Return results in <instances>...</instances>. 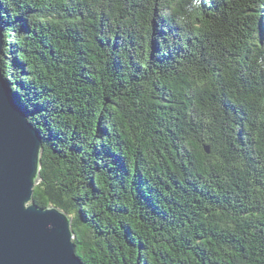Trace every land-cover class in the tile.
<instances>
[{
  "label": "trees",
  "instance_id": "1",
  "mask_svg": "<svg viewBox=\"0 0 264 264\" xmlns=\"http://www.w3.org/2000/svg\"><path fill=\"white\" fill-rule=\"evenodd\" d=\"M0 28L83 262L264 264V0H0Z\"/></svg>",
  "mask_w": 264,
  "mask_h": 264
},
{
  "label": "water",
  "instance_id": "2",
  "mask_svg": "<svg viewBox=\"0 0 264 264\" xmlns=\"http://www.w3.org/2000/svg\"><path fill=\"white\" fill-rule=\"evenodd\" d=\"M3 35L0 28V264H86L76 254L73 220L33 200L43 139L5 79Z\"/></svg>",
  "mask_w": 264,
  "mask_h": 264
}]
</instances>
